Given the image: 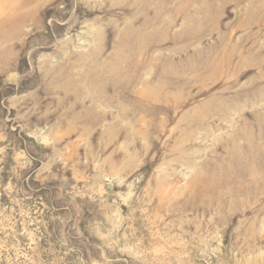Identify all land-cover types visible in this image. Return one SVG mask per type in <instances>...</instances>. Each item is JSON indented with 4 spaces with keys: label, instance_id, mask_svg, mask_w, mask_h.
Returning <instances> with one entry per match:
<instances>
[{
    "label": "rangeland",
    "instance_id": "rangeland-1",
    "mask_svg": "<svg viewBox=\"0 0 264 264\" xmlns=\"http://www.w3.org/2000/svg\"><path fill=\"white\" fill-rule=\"evenodd\" d=\"M158 4L0 0V264H264V0Z\"/></svg>",
    "mask_w": 264,
    "mask_h": 264
},
{
    "label": "bare ground",
    "instance_id": "bare-ground-1",
    "mask_svg": "<svg viewBox=\"0 0 264 264\" xmlns=\"http://www.w3.org/2000/svg\"><path fill=\"white\" fill-rule=\"evenodd\" d=\"M158 5H159L158 9L168 8V0H160V4ZM145 10H148V9L145 8Z\"/></svg>",
    "mask_w": 264,
    "mask_h": 264
}]
</instances>
